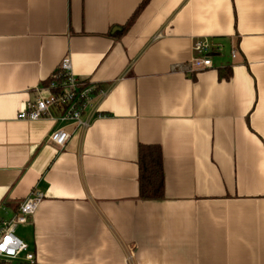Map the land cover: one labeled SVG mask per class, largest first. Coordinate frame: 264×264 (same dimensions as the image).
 I'll return each instance as SVG.
<instances>
[{"label": "crops", "instance_id": "crops-1", "mask_svg": "<svg viewBox=\"0 0 264 264\" xmlns=\"http://www.w3.org/2000/svg\"><path fill=\"white\" fill-rule=\"evenodd\" d=\"M142 1L0 0V215L43 193L36 264H264V0H147L124 31ZM197 39L222 51L190 72ZM65 56L106 93L57 149L17 114ZM141 144L163 199L138 198Z\"/></svg>", "mask_w": 264, "mask_h": 264}, {"label": "built area", "instance_id": "built-area-1", "mask_svg": "<svg viewBox=\"0 0 264 264\" xmlns=\"http://www.w3.org/2000/svg\"><path fill=\"white\" fill-rule=\"evenodd\" d=\"M191 48L193 56L188 63L190 72L212 68V56L222 51V47L210 39L194 40ZM237 54V49L230 50L232 58ZM105 93V89L77 77L70 58L65 56L48 81L35 88L34 98L24 103L17 118L27 121L49 119L55 122L57 126L49 133L47 141L57 149H62L72 133L85 130L97 116L92 101L96 97H103ZM42 198L43 193L33 188L10 218L5 219L0 215V264H36L35 253L16 234V229L32 218Z\"/></svg>", "mask_w": 264, "mask_h": 264}, {"label": "trees", "instance_id": "trees-1", "mask_svg": "<svg viewBox=\"0 0 264 264\" xmlns=\"http://www.w3.org/2000/svg\"><path fill=\"white\" fill-rule=\"evenodd\" d=\"M147 0H143L124 26V31L132 24L137 13ZM229 72L224 74L228 77ZM138 198L142 200H160L165 196L163 159L160 146L141 144L138 147Z\"/></svg>", "mask_w": 264, "mask_h": 264}, {"label": "rangeland", "instance_id": "rangeland-1", "mask_svg": "<svg viewBox=\"0 0 264 264\" xmlns=\"http://www.w3.org/2000/svg\"><path fill=\"white\" fill-rule=\"evenodd\" d=\"M224 52L227 53V54H230V53H229V50H227V49H226ZM21 225H23V224H21ZM16 234H17L20 238H23V236H24V234H25V231H23V230L21 229V227H20V228L16 229Z\"/></svg>", "mask_w": 264, "mask_h": 264}]
</instances>
